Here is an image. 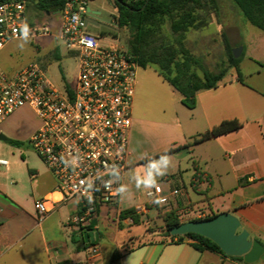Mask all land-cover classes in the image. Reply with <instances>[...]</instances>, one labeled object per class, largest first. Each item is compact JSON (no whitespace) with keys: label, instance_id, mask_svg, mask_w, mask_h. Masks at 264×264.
Listing matches in <instances>:
<instances>
[{"label":"crops","instance_id":"1","mask_svg":"<svg viewBox=\"0 0 264 264\" xmlns=\"http://www.w3.org/2000/svg\"><path fill=\"white\" fill-rule=\"evenodd\" d=\"M50 14L35 13L30 5L27 9L30 24H35L31 20L35 17L53 31L52 36L38 40H50L56 59L60 23ZM256 41L248 57H242V50L240 77L234 69L216 88L198 92L193 109L183 104L180 93L156 71L144 70L137 77L125 174L145 170V192L157 184L168 198L163 207H149V212L140 216L153 212L151 218L162 227L163 214L174 211L181 216L192 206L205 210L207 216L230 212L240 220L241 230L264 246V37ZM70 60L75 61L72 52ZM77 71L75 65L74 83ZM69 87L65 80L59 89ZM141 100L146 104L144 110L139 106ZM233 119L242 123L240 129L195 142L201 134ZM25 154L27 175L17 174L11 163L0 167V264H110L116 250L122 254L118 264H247L209 250L199 252L190 241L170 244L165 231L152 230L150 223L142 236L122 239V228L134 224L130 218L121 220V212L145 204L141 201L145 192L138 194L137 203L129 208H122L120 200L99 209L92 229L99 235L95 242L99 252L92 258L84 240H77L82 233L68 226L77 209L76 199L56 204L44 219H38L35 203L49 197L61 199V195L45 164L31 151ZM135 181L142 182L138 177ZM66 226L72 231L74 246L68 244ZM102 228L113 233L107 246L101 244ZM253 264H264V260Z\"/></svg>","mask_w":264,"mask_h":264},{"label":"built area","instance_id":"2","mask_svg":"<svg viewBox=\"0 0 264 264\" xmlns=\"http://www.w3.org/2000/svg\"><path fill=\"white\" fill-rule=\"evenodd\" d=\"M31 1L0 0V52L16 40L53 35L50 27L28 22ZM89 1L67 0L59 11L58 38L77 61L73 87L57 88L36 62L14 74L0 69V127L19 110H33L40 126L29 138V146L54 176L61 195V199L49 197L35 203L38 219H44L56 204L76 199L77 209L68 226L79 233L92 231L100 208L121 200L139 68L118 45L103 44L107 38L88 31ZM109 25L116 27L114 20ZM9 165L0 155V167ZM145 196L148 202L135 208L138 215L168 202L157 184ZM87 250L92 258L99 252L95 243Z\"/></svg>","mask_w":264,"mask_h":264},{"label":"rangeland","instance_id":"3","mask_svg":"<svg viewBox=\"0 0 264 264\" xmlns=\"http://www.w3.org/2000/svg\"><path fill=\"white\" fill-rule=\"evenodd\" d=\"M29 5L33 12L42 14L37 6L36 0H32ZM88 7L94 11L100 12L99 19L101 23L109 25L113 20L116 23L118 9L115 0H90L88 2ZM115 9H117V11H115ZM196 13L202 16L200 21H203L204 25L196 29L189 28L187 30L184 46L192 56L199 58L205 69L210 72L217 73L220 70L228 69L227 74H234V68L229 69L228 66L225 38H227L233 47L232 54L234 51L242 49L244 50L242 57H248L253 47L256 45V40L259 37H264V32L249 24L238 7L230 0H216L215 9H210L205 13L198 10ZM50 16L55 22H58V24L60 23L61 17L59 14L52 13ZM31 20L39 26L43 23V21L35 17ZM43 20L48 21L47 23L49 24V18L45 17ZM88 31L95 36L101 35L107 38L108 40H103V44H116L124 51L128 52H130L129 41L137 34L135 30L129 28H118L117 26L113 29H109L101 25L96 26L93 24L88 25ZM175 37V34L171 30L170 22L165 21L152 40L158 43H166L173 41ZM259 52L261 53V50ZM57 53L60 55L59 60L55 59L53 56L54 47L49 39L16 40L11 42L5 51L0 54V69L7 73L14 74L28 64L36 62L42 65L48 78L53 81L58 88L63 87L65 80L69 82L70 87H73V76L75 74V65L77 66V61L76 59L75 61L70 60V52L61 41L57 47ZM144 70L154 74L155 67L151 65L147 66L145 69L139 67L137 70V77ZM193 70L200 77L203 76L202 70L197 68ZM65 76L66 79L64 80L63 77ZM139 106L144 110L146 106L145 101L141 100ZM39 126L40 120L37 115L32 109L26 107L9 117L0 127V133H4L9 140H19L18 142L21 143V146L17 147L8 140L0 141V155L10 161L12 169L19 175H27V167L23 165L22 155L25 154L27 150L35 155L29 146V138ZM135 177H138L142 182H136ZM122 184L123 193L120 204L122 208H129L137 203V195L145 192V187L148 184L147 173L145 170H139L137 175L127 172V174L123 176ZM142 196L141 201H143V203L148 202V199L144 195ZM192 207L194 209L192 208L189 212H184L181 215V220L183 222L191 218L199 219L207 216L205 210L201 208L197 209L194 206ZM189 208L191 207L189 206ZM160 213L156 215L160 216ZM151 217H153V212H150L148 217L141 216L139 223L131 227L122 228L120 231L121 238L142 236L145 234L148 223H150V228L152 230H162L161 223ZM64 230L67 234L69 246H74L72 231L68 226H66ZM101 234V244L107 246L109 238L113 233L111 231L106 233L105 229L102 228Z\"/></svg>","mask_w":264,"mask_h":264},{"label":"trees","instance_id":"4","mask_svg":"<svg viewBox=\"0 0 264 264\" xmlns=\"http://www.w3.org/2000/svg\"><path fill=\"white\" fill-rule=\"evenodd\" d=\"M40 10L53 13L60 11L67 0H36ZM128 7L116 3L118 17L116 27L129 28L136 31V36L129 41L127 54L134 57L139 67L146 68L154 66L158 75L182 96V102L189 109L196 106V94L203 90L214 89L225 78L228 69L220 70L217 73L205 69L202 61L190 54L184 46L185 34L189 28H199L204 25L198 10L204 13L216 8V0H148L144 3H133L130 0H121ZM240 10L246 21L255 28L264 32V0H230ZM169 21L175 39L166 43H158L152 39L161 29L162 23ZM115 36V35H114ZM225 47L228 57V66L234 68L240 77L239 63L241 57L235 59L232 54V46L225 38ZM55 57L59 60L56 53ZM202 70L200 77L193 69ZM242 127V123L236 119L223 121L218 126L201 134L195 142H203L214 137L236 131ZM15 146H21L18 141L9 140ZM217 214L205 216L204 218L193 219V221L210 219ZM140 215L135 209H128L121 212L120 219L130 218L133 224L140 222ZM163 221L162 229L168 237L170 244H181L190 241L193 248L199 252L206 250L226 256L223 251L211 240L198 234H187L184 236H172L170 229L182 223L181 216L174 211L167 212L161 216ZM227 257V256H226ZM122 254L114 251L110 264H118ZM244 262L242 257H229Z\"/></svg>","mask_w":264,"mask_h":264},{"label":"water","instance_id":"5","mask_svg":"<svg viewBox=\"0 0 264 264\" xmlns=\"http://www.w3.org/2000/svg\"><path fill=\"white\" fill-rule=\"evenodd\" d=\"M121 6L128 5L121 0H115ZM58 13H60L58 11ZM100 12L88 8L87 18L96 26H104L111 29L108 24L101 23L99 20ZM242 49L233 52L235 59L239 58ZM0 141H7V137L0 133ZM240 220L230 212H222L210 219L198 221H187L181 223L177 227L170 229L172 236H184L187 234H198L212 242H214L228 257H242L247 264H253L260 260H264V246L257 240L250 239L249 233L241 230ZM241 230V231H239ZM82 239L87 245L94 244L99 240V235L96 231H85L77 240Z\"/></svg>","mask_w":264,"mask_h":264},{"label":"clouds","instance_id":"6","mask_svg":"<svg viewBox=\"0 0 264 264\" xmlns=\"http://www.w3.org/2000/svg\"><path fill=\"white\" fill-rule=\"evenodd\" d=\"M23 30H24L25 34L28 32V27H27V25H26V24H25V25H23Z\"/></svg>","mask_w":264,"mask_h":264},{"label":"flooded vegetation","instance_id":"7","mask_svg":"<svg viewBox=\"0 0 264 264\" xmlns=\"http://www.w3.org/2000/svg\"><path fill=\"white\" fill-rule=\"evenodd\" d=\"M40 12L43 14V13H47V12H45V11H42V10H40ZM100 20V19H99ZM87 21L88 22H91V20H89V18H87ZM101 21V20H100ZM103 22V21H102Z\"/></svg>","mask_w":264,"mask_h":264}]
</instances>
